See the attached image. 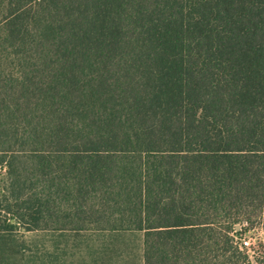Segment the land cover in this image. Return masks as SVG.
Instances as JSON below:
<instances>
[{"label": "trees", "instance_id": "obj_1", "mask_svg": "<svg viewBox=\"0 0 264 264\" xmlns=\"http://www.w3.org/2000/svg\"><path fill=\"white\" fill-rule=\"evenodd\" d=\"M0 171L8 239L264 264V0H0Z\"/></svg>", "mask_w": 264, "mask_h": 264}, {"label": "rangeland", "instance_id": "obj_2", "mask_svg": "<svg viewBox=\"0 0 264 264\" xmlns=\"http://www.w3.org/2000/svg\"><path fill=\"white\" fill-rule=\"evenodd\" d=\"M0 264H144L143 232L17 228L0 236Z\"/></svg>", "mask_w": 264, "mask_h": 264}]
</instances>
